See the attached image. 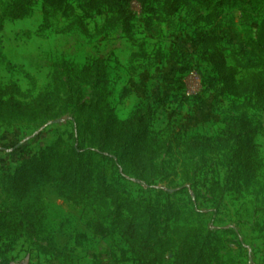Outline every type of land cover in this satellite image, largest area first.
Instances as JSON below:
<instances>
[{"label": "rangeland", "instance_id": "1", "mask_svg": "<svg viewBox=\"0 0 264 264\" xmlns=\"http://www.w3.org/2000/svg\"><path fill=\"white\" fill-rule=\"evenodd\" d=\"M7 1L0 0V12ZM141 1L143 8L138 1L131 2V18L124 28L121 21L111 24L110 17L100 12H84L78 0H68L71 9H58L46 18L43 1L37 0L28 16L3 21L0 85L15 82L20 98L29 100L48 88L55 59L63 57L82 65L102 58L109 72L108 101L117 116L125 118L138 104L150 102L156 107L153 127L163 133L170 148L153 162V168L151 165L143 172L122 170L102 159L87 128L94 120L89 109L92 89L80 84L78 90H64L63 101L52 107L45 120L23 119L9 125L0 118V183L43 149L60 153L79 147L94 163L106 168L116 196L144 199L156 209L152 229L162 240L174 238L173 228L184 225L214 236L203 248L204 264H264V193L258 191V184L244 186L240 164L227 150L185 153L173 139L216 135L222 119L239 112L233 108L237 99L220 92L222 83L212 80L211 67L200 59L199 52L192 51L196 32L231 26L249 49L264 36V2L256 9L249 5L200 9L203 15L212 12L207 21H196L187 7L167 15L164 0ZM77 20L85 23V32ZM222 44L229 65L235 64L234 58L246 62L239 45ZM238 71V76L247 73L243 67ZM68 94H72L73 103H68ZM245 111L264 125L259 108ZM257 142L263 161L261 182L264 127ZM113 154L108 151L103 155L114 158ZM43 196L48 224L68 257L43 255L37 251L41 242L24 238L5 250L0 240V264H137L132 254L122 253L117 235L93 232L92 223L97 218L93 206L66 201L51 185L45 187ZM171 261L172 254L161 264Z\"/></svg>", "mask_w": 264, "mask_h": 264}, {"label": "trees", "instance_id": "2", "mask_svg": "<svg viewBox=\"0 0 264 264\" xmlns=\"http://www.w3.org/2000/svg\"><path fill=\"white\" fill-rule=\"evenodd\" d=\"M36 1L9 0L2 3L0 30L4 20L28 16ZM42 1L46 18L58 9H71L68 0ZM78 1L84 12H100L110 17L111 24L121 21L122 26L127 28L131 18L129 7L133 0ZM135 1L143 8V1ZM263 2L164 0L163 8L167 15H171L181 7H187L192 10L196 21H207L212 11L203 15L199 13L200 9L225 5H249L251 9H256ZM77 23L85 32V23L82 20H77ZM152 32H155L154 28ZM223 41L239 45L242 55L247 57L246 62L241 63L234 58L235 64L229 65ZM192 51L199 52L200 59L211 67L215 75L212 80L222 83L220 92L237 99L233 108L239 112L224 117L223 126L216 135L174 136L173 139L177 145L184 147L185 153H219L227 150L240 164L244 186L258 184V191L264 193V175L261 182L258 180L263 161L257 142L264 125L245 111L250 107L259 108L264 113V36L246 49L242 35L231 26L220 31L215 28L197 31L192 40ZM238 67L245 68L247 73L238 76ZM49 75L48 88L29 100L20 98L22 93L15 82L0 85V118L9 125L23 119L45 120L51 114L52 107L63 101L65 89L78 90L80 84H85L92 89L89 109L94 114V120L87 123V128L102 159L121 166L122 170L143 172L151 165L153 168V162L165 149L170 148L163 133L153 127L156 107L150 102L138 104L126 118L117 116L108 101L109 72L104 59L92 58L78 65L60 57L52 62ZM209 87L217 88L214 84ZM67 100L73 103L72 94H68ZM108 151L114 152V158L103 155ZM105 169L94 163L84 149L74 146L60 153L53 152L51 148L43 149L34 159L23 161L14 175H7L0 183V240L4 241L5 250L24 238L41 242L37 244V251L43 255L58 259L68 257L67 250L56 241L48 224L43 191L51 185L57 195L66 201L93 206L97 210V218L92 223L93 232L117 235L122 253L132 254L137 264H161L170 254L171 264H204L203 248L214 241L213 235L200 234L187 226L176 225L173 228L175 237L162 240L152 229L156 209H152L144 199L116 196ZM10 263L8 261L6 264Z\"/></svg>", "mask_w": 264, "mask_h": 264}, {"label": "built area", "instance_id": "3", "mask_svg": "<svg viewBox=\"0 0 264 264\" xmlns=\"http://www.w3.org/2000/svg\"><path fill=\"white\" fill-rule=\"evenodd\" d=\"M10 264H13V263H10ZM23 264H25V263H23Z\"/></svg>", "mask_w": 264, "mask_h": 264}, {"label": "crops", "instance_id": "4", "mask_svg": "<svg viewBox=\"0 0 264 264\" xmlns=\"http://www.w3.org/2000/svg\"><path fill=\"white\" fill-rule=\"evenodd\" d=\"M126 118V117H125ZM121 119H123V118H121Z\"/></svg>", "mask_w": 264, "mask_h": 264}]
</instances>
